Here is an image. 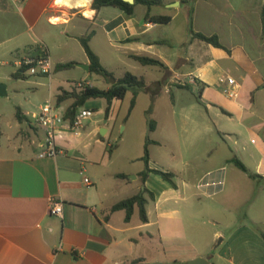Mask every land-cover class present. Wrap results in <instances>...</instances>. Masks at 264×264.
<instances>
[{"label": "crops", "instance_id": "crops-1", "mask_svg": "<svg viewBox=\"0 0 264 264\" xmlns=\"http://www.w3.org/2000/svg\"><path fill=\"white\" fill-rule=\"evenodd\" d=\"M92 2L0 0V60L6 58L5 64H13L16 68L12 77L29 85H46L39 78L44 76H34L38 79L30 80L33 75L19 69L17 64L36 49L46 51L55 66L68 62L89 64L85 51L80 61L64 51L67 52L73 42L81 45V37L93 33L92 43L102 33L111 47L119 49L131 60L136 61L132 56H145L161 61L165 67H154L166 71L164 78L168 84L157 80L152 85L162 87L165 84L167 91L173 94L172 99H175L174 89H184L175 86L177 76L185 79L191 90L197 88L201 99L194 106L205 111V114L198 112V122L206 131L188 136L183 150L172 146L179 155L175 169L152 164L150 156L151 168L174 174L175 188L154 173L143 184L139 174L144 169L133 180L125 173L111 170L105 160L112 156L109 152L112 145L106 144L105 140L96 139L97 149H92L90 143L79 148L84 141L83 133L90 138L95 135L93 120L88 121L83 133H62L57 156L40 158L44 130L33 124L31 114L39 112L43 104H39L36 112L19 106L26 118L25 122H20L15 114L20 128L25 132L33 128L37 131L28 141L16 135L21 141L17 147H0V264H129L133 260H140L139 264H188L198 257L208 259L211 264H264L261 235L264 233V214H250L255 201L246 196L244 203L250 204L245 214H212L210 218L217 228L209 230L202 226L196 231V238L189 237L186 216L176 208L180 184L175 181V177L178 179L180 173L192 167L193 158L189 156L191 151L195 154L196 149L192 147L199 144L198 139H207L204 152L210 153L213 148L209 136L213 133L223 136V142H226L225 138L238 137L243 132H257L264 138V116L257 113L258 106L264 101V0H163V13H158L155 10L158 6H155L150 15L170 16L172 19L167 24L146 20L149 10L143 5H137L134 14L129 16L115 7L95 10ZM183 5L188 10V17L192 11L195 32L217 35L230 51L190 38L177 52L171 53L166 48L174 43L171 35H159L158 31L162 25L170 27L174 24ZM49 42L63 53L53 56V46ZM95 53L104 66L101 54ZM77 64L72 70L80 69ZM59 71L50 77L48 85V100L55 98L56 104L57 96L63 90L72 91V84L76 82L53 78ZM19 72L23 76L16 79L14 74ZM86 74L91 75L87 71ZM224 76H231L239 83L237 98L223 92L225 85L220 84L219 79ZM190 77L194 78V83ZM72 103L69 99L59 106L67 111ZM175 105L176 99L173 100ZM221 115L231 122L236 121L239 128L226 127L229 122ZM158 123L156 119L157 126L150 138L153 143L149 146L164 144L154 137ZM107 133L108 130L102 135L104 139ZM260 150L263 157L256 173L246 167L264 180V148ZM95 151L100 153L93 158ZM231 159H226V164H233ZM225 171V167H221L214 178L212 171H208L206 175L210 180L199 187L205 188L208 196L222 192L228 178ZM154 175L163 179L158 190L151 185L152 180L158 181ZM86 178L92 185L85 182ZM183 183L189 186L187 182ZM144 187L154 195L151 198L146 194L147 223H143L140 216L133 221L136 212L139 213L138 208L130 222L125 221V211L111 212L116 203L136 195ZM116 191L132 194L122 198ZM53 202L61 203V216L50 213ZM262 205L264 207V202ZM185 242L192 249L187 257L180 251L183 248L180 249V245Z\"/></svg>", "mask_w": 264, "mask_h": 264}, {"label": "rangeland", "instance_id": "rangeland-1", "mask_svg": "<svg viewBox=\"0 0 264 264\" xmlns=\"http://www.w3.org/2000/svg\"><path fill=\"white\" fill-rule=\"evenodd\" d=\"M155 10L158 13H163L164 7L158 6L155 7ZM180 12L181 14L172 26L166 27L162 25L158 31L159 35H171L174 43L172 42L170 47H166L171 53L177 52L180 48L179 46L183 42L188 43L191 38L188 10L183 5ZM49 43L53 46V56H60L63 53L62 50L55 47L54 43ZM90 44L93 50L101 54L105 68L113 71L115 77L120 78L126 72H131L134 75L143 76L147 86L151 89L150 91L147 89L139 90L136 105L131 112L130 106L134 97L132 90L127 93L123 100L114 101L108 119L106 118L107 101L105 99L89 100L85 107L95 111L94 116L91 118L95 135L90 138L81 131L83 133L81 138H84V141L79 148L83 149L85 144L90 143L92 149H97L96 139L105 140L106 144L113 146L112 156L111 158L106 157L105 163L110 166L112 171L125 173L130 180H133V177H136L138 172L145 169V162L142 157L144 156L146 139L147 137L151 138L147 112L152 109L151 118L159 121L154 137L164 143L162 146H149L150 156L153 158L152 164L169 170L175 169L179 155L172 146L175 145L176 148L179 147L183 150L187 145L186 143H188V136L206 131L198 122V112L205 114V111L194 106L197 100L200 101L201 99L200 91L197 88L191 90V87L189 89H174L176 105L173 106V100L175 99H172L173 94L170 93L171 91H167L165 84L162 87L152 85L153 81L157 80L165 81L168 84L164 78L166 76L164 69L145 66L131 60L123 55L119 49L111 47L108 40H106V36L102 35V33ZM160 47H164V45ZM64 53L68 54L69 57H73L76 61H80L82 56H85L84 49L78 42H73L71 48L67 52L64 51ZM6 60L8 59L2 58L0 60V83L7 88V94L0 96V147L5 149L19 146L21 141L19 142L16 135H19L23 141H28L31 134L37 131L33 128L25 132L20 128L15 117L17 108L20 106L23 110L36 112L39 104H44L46 99L48 100L50 97L48 86L50 77H39L46 83L43 86L29 85L17 81L12 77L16 68L13 64H5ZM54 73L55 71H53ZM53 78L57 80H75L76 82H73L72 88H77L78 83H81L82 87L90 85L101 89H107L111 85L102 76L96 74L87 75L86 70L84 71L82 68L59 71ZM83 78H86L87 81H82ZM29 79L36 80L38 78L31 76ZM182 81L187 83L185 79ZM174 84L177 88L180 85L178 82ZM37 89H39L38 92ZM155 91L156 94L154 95ZM52 99L54 101L55 98ZM204 105L207 106L208 104L204 103ZM257 113L261 117L264 116V101L258 106ZM212 116L215 117L213 114ZM222 117L225 118L224 116ZM225 119H227V123L229 122L226 127L231 129L239 128L236 121L231 122L228 118ZM108 120L109 122L106 125L105 121ZM88 123L87 121L86 124ZM103 129L108 130L105 139L101 134ZM209 137H211L210 147L213 148L210 153L204 152L207 149V145L204 143L205 141L207 142V139L196 140L199 144L192 147L196 149V152L193 154V151H191L189 156L193 158V160L191 159L193 161L191 162L192 167L187 168L189 171L186 170L180 173L178 179L175 177V181L178 180L180 184V198L178 195L176 208L179 209L181 214H185L187 233L189 237L194 238H196V231L202 226L209 230L217 228L210 218L212 214H223L224 216L225 214H245L250 204L244 203L246 196L250 198V201H255L250 214H264L262 205V202H264V180L261 178L250 179L247 174L234 164H226L225 162L226 159L237 156L251 172L256 173L258 163L263 157V152L260 150L264 148L262 134L243 132L238 137L225 138L226 142H223V136L216 133ZM252 140H255V143ZM99 153L95 151L92 157H97ZM179 165L181 167V164ZM221 167H225L226 178L228 177L224 184V190L216 195L208 196L205 193V188L199 187V184H205L210 180V176L208 178L206 175L208 171H212L213 178L215 175H219ZM154 177L158 181L152 180L151 185L158 190L163 179L156 175ZM183 181L187 182L189 186L184 185ZM193 185H197V187ZM116 193L121 194L120 197L122 198L132 194V192H129L131 194H125V192L118 193V191ZM138 219L139 213L137 211L133 221ZM202 222L204 225H201ZM219 229L222 228L219 227ZM220 238H218L216 244L220 241ZM181 248L182 250L180 251L183 256L187 257L191 254H188L192 249H190L191 246L187 242L182 243L180 245Z\"/></svg>", "mask_w": 264, "mask_h": 264}, {"label": "trees", "instance_id": "trees-1", "mask_svg": "<svg viewBox=\"0 0 264 264\" xmlns=\"http://www.w3.org/2000/svg\"><path fill=\"white\" fill-rule=\"evenodd\" d=\"M137 5H143L148 8L149 11L145 17L146 20H150L157 24H167L172 19L170 16H151L150 15V10L155 6L163 5V0H135V3L133 4L126 2L125 0H93L92 2V7L95 10H100L103 7H115V8L122 10L124 13H126L129 16H132L134 14L135 7ZM262 21L264 23V7L262 10ZM190 30H191L192 39H199L214 47L222 48L227 51H230L221 44L219 37L217 35L207 36L203 33L194 31L193 23H192V11L190 15ZM92 34L93 33H90L88 36L80 38V43L89 59L90 74H96L98 76H102L111 85L107 89H101L97 86L85 85L81 88L79 87L73 88L72 91L63 90L62 93L57 96L56 102L58 105H60L66 100H69V99L73 100V103L66 111L67 118H73L75 114L77 113L78 109L81 107H84L85 104L89 100L105 99L108 103V106L106 108V118L108 119L110 117V112H111L113 102L115 100H123L130 90H132L134 93V97L131 101V106H130V112H131L136 105V99H137L139 90L147 89L148 91H150L151 89L150 87L147 86V82L145 78L142 76H137L131 72H126L122 77L117 78L115 77V74L113 72L107 70L101 63L99 56L95 53V51L91 47L90 40L92 38ZM45 53L46 51L36 49V51L30 54V57L34 58L37 61L38 59L45 56ZM132 58L145 66L165 67V65L161 61L156 60L154 58L145 57V56H132ZM76 64L77 63L75 62L57 64L54 68V71L70 70V69L75 68ZM34 65H37V63L35 62L32 66ZM24 72H26V70H24ZM22 76L23 75L20 72L14 74V77L16 79H19ZM179 87L189 89L191 86L188 85L187 83H183V84H180ZM155 94H156V91L154 92V95ZM151 113H152V109H150L147 112V116L149 120V130L153 132L156 129L157 124H156V121L151 118ZM16 116L20 122H25L26 118L22 116V111L20 108H17ZM151 143H153V141L150 139V137H147L146 143H145L144 156L142 157V159L145 162V169L139 174L143 184L146 182L148 176L151 173H154V174L160 175L163 179L169 181L171 185L175 188L176 184L173 180L174 174L172 172L164 171L161 169H153L150 167L151 158H150L149 145ZM112 151H113V146L109 149L110 153H112ZM231 162L241 171H243L244 173H247L251 179L263 178L259 174L251 173L249 169L246 167V165L238 157L232 158ZM146 194L149 195V197L151 198L154 197L153 193L149 189L144 187V189L141 190L136 195H133L129 198L123 199L119 201L118 203H116L111 208V212H116V211H121V210L125 211L126 213L125 221L130 222L135 213L136 208H138L141 221L143 223H147L148 215H147L146 205L148 202V198L146 197ZM261 235L264 239L263 232H261ZM139 263H140V260H133L129 264H139Z\"/></svg>", "mask_w": 264, "mask_h": 264}, {"label": "built area", "instance_id": "built-area-1", "mask_svg": "<svg viewBox=\"0 0 264 264\" xmlns=\"http://www.w3.org/2000/svg\"><path fill=\"white\" fill-rule=\"evenodd\" d=\"M24 1V0H22ZM37 65L32 66L34 63ZM19 69L26 70L33 76H47L51 77L55 68V65L51 57L45 53V56L37 61L32 57H24L18 61ZM176 81L183 84V78L177 76ZM194 83V78H189ZM220 84L225 85L223 92L231 97L237 98L239 96L238 88L239 83L231 76H224L219 79ZM78 87H82L81 83H78ZM94 116L93 109L87 107H81L73 118L66 117V111L63 110L55 102L48 100L40 107L39 112L31 114V120L33 124L41 127L44 130V140L40 145L41 152L40 158L55 157L60 153L58 141L62 138V133L71 132L74 134H80V132L86 126L87 121L91 120ZM85 182L90 186L91 181L86 178ZM63 207L61 203L53 202L50 213L52 215L61 216Z\"/></svg>", "mask_w": 264, "mask_h": 264}, {"label": "water", "instance_id": "water-1", "mask_svg": "<svg viewBox=\"0 0 264 264\" xmlns=\"http://www.w3.org/2000/svg\"><path fill=\"white\" fill-rule=\"evenodd\" d=\"M126 2H129L131 4L135 3V0H125ZM80 68L86 70L87 72H90V65L89 64H77ZM7 94V88L5 85L0 83V96H5ZM106 132L105 129L102 130L101 134L104 135ZM188 264H211V262L203 257H198L190 260Z\"/></svg>", "mask_w": 264, "mask_h": 264}]
</instances>
